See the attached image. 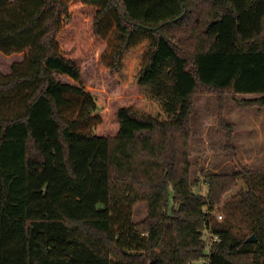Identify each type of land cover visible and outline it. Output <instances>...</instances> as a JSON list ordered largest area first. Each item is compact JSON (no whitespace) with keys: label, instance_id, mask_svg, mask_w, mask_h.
Returning a JSON list of instances; mask_svg holds the SVG:
<instances>
[{"label":"trees","instance_id":"trees-1","mask_svg":"<svg viewBox=\"0 0 264 264\" xmlns=\"http://www.w3.org/2000/svg\"><path fill=\"white\" fill-rule=\"evenodd\" d=\"M99 47L121 102L82 83ZM28 48L0 78V264H264V171L195 192L190 158L198 90L264 109V0H0V51Z\"/></svg>","mask_w":264,"mask_h":264},{"label":"rangeland","instance_id":"rangeland-1","mask_svg":"<svg viewBox=\"0 0 264 264\" xmlns=\"http://www.w3.org/2000/svg\"><path fill=\"white\" fill-rule=\"evenodd\" d=\"M101 49L96 48L91 59L85 61L82 78L84 86L112 101L121 102V88L116 84L113 75L104 68L101 62ZM37 53L36 50L25 49L23 52L5 54L0 51V78H8L22 73L25 66ZM29 65V64H28ZM17 70V72H14ZM59 79L70 81L67 75H57ZM69 79V80H68ZM227 96V94L225 95ZM255 95H240L242 98H252ZM193 114L191 116L193 137L190 143L191 181L200 179L198 187L193 186L195 192H207V184L202 180L205 172L216 174L238 171L240 165L253 171H264V109H247L236 106L232 97L227 98L223 111L218 106L217 94L207 93L202 89L194 95ZM234 125L233 139L236 151L228 147L225 131L220 127L222 117ZM244 188L239 186L224 197L227 202L237 201ZM217 218L224 220L227 213L219 205ZM148 215V203L138 201L133 206V220L140 222ZM220 215L222 217H220ZM221 218V219H220ZM236 228L243 233H249L243 228V210L237 212ZM252 234H247V237ZM208 250V249H207ZM250 258V255L247 257Z\"/></svg>","mask_w":264,"mask_h":264},{"label":"water","instance_id":"water-1","mask_svg":"<svg viewBox=\"0 0 264 264\" xmlns=\"http://www.w3.org/2000/svg\"><path fill=\"white\" fill-rule=\"evenodd\" d=\"M246 243H255L257 242V237L255 234H252V236L247 237V239L245 240Z\"/></svg>","mask_w":264,"mask_h":264},{"label":"built area","instance_id":"built-area-1","mask_svg":"<svg viewBox=\"0 0 264 264\" xmlns=\"http://www.w3.org/2000/svg\"><path fill=\"white\" fill-rule=\"evenodd\" d=\"M220 217H222L221 215H220ZM221 219V218H220ZM218 239V237L217 236H215L214 238H213V241H215V240H217Z\"/></svg>","mask_w":264,"mask_h":264}]
</instances>
